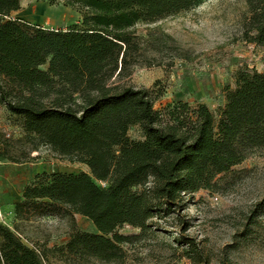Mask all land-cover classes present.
I'll return each mask as SVG.
<instances>
[{"label": "trees", "instance_id": "16d2710c", "mask_svg": "<svg viewBox=\"0 0 264 264\" xmlns=\"http://www.w3.org/2000/svg\"><path fill=\"white\" fill-rule=\"evenodd\" d=\"M22 1L0 0V105L24 119L40 146L89 169L44 175L49 183L27 186L15 205L18 221H70L61 252L117 262L121 246L141 239L118 229L131 226L146 236L160 221L181 218L186 196L217 191L219 177L264 152V72L239 71L217 115L205 104L182 102L157 111L150 90L127 82L147 50L136 27L180 16L204 0H30L81 16L61 30L6 20ZM243 1L249 14L243 40L264 48V0ZM133 128L142 140L130 137ZM76 216L88 218L98 234L79 232ZM0 264L46 261L0 221Z\"/></svg>", "mask_w": 264, "mask_h": 264}, {"label": "rangeland", "instance_id": "374dc122", "mask_svg": "<svg viewBox=\"0 0 264 264\" xmlns=\"http://www.w3.org/2000/svg\"><path fill=\"white\" fill-rule=\"evenodd\" d=\"M40 3L29 4L38 21L61 30L62 8ZM49 7H53L50 14ZM245 17L249 14L243 0H204L180 16L138 25L135 32L146 41L147 50L127 82L150 90L157 111L178 102L191 106L205 103L217 115L224 93L235 87L239 71L264 72V48L243 40ZM16 19L20 18L11 15L6 20ZM1 106L0 158L26 175L18 189L49 183L44 175L89 173L86 166L59 158L40 146L25 132L24 119ZM130 137L143 139L139 128L131 129ZM219 179L217 191L186 196L188 206L181 218L160 221L146 236L139 228L118 229V235L141 239L121 246L123 258L113 263L81 261L61 252L72 233L69 220L34 217L18 221L10 216L4 223L16 228L23 242L37 249L46 264H264V152L250 156ZM75 221L79 232L98 234L88 218L76 216Z\"/></svg>", "mask_w": 264, "mask_h": 264}, {"label": "crops", "instance_id": "0c3cea01", "mask_svg": "<svg viewBox=\"0 0 264 264\" xmlns=\"http://www.w3.org/2000/svg\"><path fill=\"white\" fill-rule=\"evenodd\" d=\"M34 3L37 2L23 0L22 10L14 13L13 16H18L20 19H23L32 25L42 26L43 28L49 30H57L58 28L45 27L43 23L38 21L39 19L35 15V9L29 7V4ZM40 4H45V2H41ZM52 8L53 7H49L48 14L52 13ZM55 8H62L63 13V17L60 22H62L61 24L64 23V26L59 29H66L81 22V16L77 12L63 6H58ZM53 22L55 23L57 21ZM225 103L226 101L224 93V103L220 107H223ZM1 108L2 106L0 105V109ZM21 178H26V175H24V173L21 171H17V169L11 166L7 160L0 158V220L3 223L4 220L7 219L6 217L10 218V216H15V205L22 200L23 189L26 187V185L22 187V189H18ZM4 224L7 225V223Z\"/></svg>", "mask_w": 264, "mask_h": 264}]
</instances>
